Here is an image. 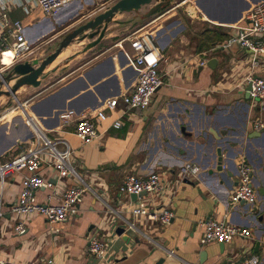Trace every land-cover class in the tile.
<instances>
[{
    "label": "crops",
    "instance_id": "crops-1",
    "mask_svg": "<svg viewBox=\"0 0 264 264\" xmlns=\"http://www.w3.org/2000/svg\"><path fill=\"white\" fill-rule=\"evenodd\" d=\"M116 1L75 0L56 15L45 16L35 0H0L8 21H19L24 27L30 48L13 63L43 59L67 33ZM260 3L264 0H182L150 16L138 30L134 28L137 19L128 17L132 12L117 14L95 46L84 50L92 42L87 39L69 45L45 69L39 87H22L12 100L17 114L11 118L21 114L32 123L19 131L12 127L8 135L0 133V163L23 153L39 131L50 139L67 141L75 150L76 176L59 178L46 156L40 171L43 179L58 191L75 185H85L87 190L77 213L53 226L37 214L15 218L11 208L22 188L23 174L10 173L0 179V259L12 264H244L257 257L264 264V129L255 131L252 125L255 120L264 122V110L247 95L245 83L250 74L264 78V58L253 70L251 57L232 47L214 52L209 59L214 62L199 65L213 47L211 36L222 33L226 40ZM181 9L188 24L202 27L194 39L182 25ZM152 25L156 27L150 35L167 61L161 64L162 84L146 110L122 116L121 107L111 110L106 103L134 86L138 71L129 41ZM11 59L2 55L0 64L6 66L0 67V75L13 64ZM68 113L71 121L63 124L60 116ZM81 117L92 118L99 132L87 145L72 135L73 124ZM117 121L118 127L114 126ZM240 160L253 168L258 199L254 206L240 203L230 208ZM186 163L198 166L200 173L184 175ZM149 173L159 174L165 184L156 200L148 194L119 191L125 176ZM48 195L51 190L40 189L36 201L44 203ZM141 200L152 210L168 207L174 214L171 223L163 226L134 218L129 209ZM58 201L57 196L50 199ZM207 220L246 228L249 237L201 245V223ZM17 221H23L25 234L14 233ZM124 221L135 230L127 241L115 234ZM94 235L105 242L103 258L88 252V239Z\"/></svg>",
    "mask_w": 264,
    "mask_h": 264
},
{
    "label": "built area",
    "instance_id": "built-area-1",
    "mask_svg": "<svg viewBox=\"0 0 264 264\" xmlns=\"http://www.w3.org/2000/svg\"><path fill=\"white\" fill-rule=\"evenodd\" d=\"M75 0H35L36 7L45 16H54L69 3ZM5 7L0 5V62L5 52L13 54L11 63L24 57L30 48L26 41L25 30L19 21L10 23L7 19ZM130 47L134 52L133 65L138 74L132 89L118 98L107 101L106 106L111 110L121 107L122 116L128 112H142L146 110L152 101L154 94L162 84L161 64L167 62L161 56L153 39L148 33H140L130 38ZM237 47L246 52L250 57L251 69H256L259 60L264 58V3L252 7L245 15L243 25L236 28L233 35L222 43L204 53V57L199 60V65L206 66L214 52H222ZM6 65H1L4 67ZM246 86H250L249 97L258 103L261 110H264V78L248 75L245 79ZM72 114L60 116L63 124H68ZM119 121L114 123L118 127ZM72 135L76 137L82 145L94 142L99 137L97 123L90 117H81L74 122ZM255 131L264 129V122L255 120L253 122ZM75 150L67 141L53 140L46 137L39 131L35 132L33 139L28 142L27 149L11 160L0 163V179L3 180L10 173H22V188L15 205L11 208V213L17 217H27L31 214L42 216L49 225H60L66 223L77 213V207L81 203L86 192L85 185H75L66 187L62 191L54 189L51 182L43 179L40 175L41 166L45 163L47 156L53 168L61 179L76 176L72 159ZM237 185L230 195L229 207L244 203L254 206L257 203L258 194L253 186V168L245 160H240L237 164ZM182 173L196 177L200 173V168L191 163H186L182 167ZM40 189L51 190L44 203H38L35 193ZM165 184L157 173H149L146 176L127 175L119 186V191L127 195L138 196L142 193L150 195L154 200L165 191ZM52 196H57L59 201L51 203ZM153 200V201H154ZM134 218L144 219L149 222L167 226L174 218L173 212L168 208L152 210L148 202L139 201L129 209ZM3 218V211L0 209V219ZM203 234L200 240L201 245L209 243L224 244L230 242L235 237L247 238L249 231L246 228L237 227L230 223L216 220H207L201 223ZM134 228V226H131ZM13 231L17 235L26 233L23 221H17L13 226ZM88 252L98 258L106 255L105 242L94 235L88 239ZM0 264H12L0 259ZM244 264H259L257 257H251L244 261Z\"/></svg>",
    "mask_w": 264,
    "mask_h": 264
},
{
    "label": "water",
    "instance_id": "water-1",
    "mask_svg": "<svg viewBox=\"0 0 264 264\" xmlns=\"http://www.w3.org/2000/svg\"><path fill=\"white\" fill-rule=\"evenodd\" d=\"M153 1L155 4L150 8L147 17L157 14L163 7L169 3L168 0H118L109 8H107L103 13L95 16L93 19L87 21L83 25H80L76 29L67 33L63 39L58 43L55 50L44 57L41 60L33 59L31 61H24L19 63H13L6 73L0 75V98L6 97L9 99H16L17 92L24 86L37 88L40 86L41 80L45 78L46 74L44 73L45 69L61 54V52L66 49L69 45L73 43H80L83 40H91V43H88L83 48L84 50L89 49L95 46L104 36L107 26L111 23L112 19L121 13H128L132 11L139 10L142 6L150 5ZM214 62L213 60L209 61V64ZM250 90V86L246 87V93ZM24 115V114H23ZM31 122V121H30ZM29 120L26 121L24 116H16L11 120L10 126L15 128L16 131H19V127L27 126L30 123ZM32 123V122H31ZM27 124V125H26ZM8 126V124H5ZM18 125V126H17ZM28 127V126H27ZM21 138L24 137V134H21ZM19 141V140H17ZM217 155H220V152L217 151ZM218 167L217 171L220 170L221 159H217ZM142 193L140 195H143ZM138 195V196H140ZM135 197V196H134ZM129 230L126 231V229ZM129 227V223L123 222L122 225L115 228V234L117 236H122L124 241L129 240L133 237L134 231ZM126 232V233H125ZM125 233V235H123ZM125 236V237H124ZM222 245V244H220Z\"/></svg>",
    "mask_w": 264,
    "mask_h": 264
},
{
    "label": "rangeland",
    "instance_id": "rangeland-1",
    "mask_svg": "<svg viewBox=\"0 0 264 264\" xmlns=\"http://www.w3.org/2000/svg\"><path fill=\"white\" fill-rule=\"evenodd\" d=\"M168 1H169V3L166 4L163 7V9H162L161 12H164V11L168 10L169 8H171V6L174 3L179 2V1H182V0H168ZM154 4H155V1H153L150 5L142 6L137 11H132V13L129 14L128 17H130V19H137L135 21V25H134L135 30L136 29L137 30L138 29H141L147 23V21L150 20L149 18L155 16V15H153L151 17H147L146 16L147 9L153 7ZM89 10H91V9H89ZM181 11H182V9L178 11V14L183 18L182 19L183 20V24L182 25H184V27H187V28H185L186 29L185 30L186 31V34L188 36H193V39H194L195 38L194 35L198 31H201L202 27L198 26V24H191V23L188 24V20H185V17L183 16V14H182ZM165 23L168 26L169 23H170V21L165 22ZM154 27H156V26H154V25L149 26V27H147V28H145L143 30H140L137 34H139V33H148V34H150L155 29ZM181 30H182V26H180V28L178 29V31L180 32ZM1 98L2 99L0 100V133H6V135H8L11 132V126H10V123H11V120H12L11 117H13V115L15 116L17 113L15 114V112L13 111V102H14V101L12 102L13 99H9V98H6V97H4V98L1 97ZM18 114H20V113H18ZM4 115H7L6 118L1 119L2 116H4ZM7 120H9V122H6ZM5 124H8V126H6Z\"/></svg>",
    "mask_w": 264,
    "mask_h": 264
},
{
    "label": "trees",
    "instance_id": "trees-1",
    "mask_svg": "<svg viewBox=\"0 0 264 264\" xmlns=\"http://www.w3.org/2000/svg\"><path fill=\"white\" fill-rule=\"evenodd\" d=\"M224 37H225V35L222 33H216L215 38L213 36H211V39H209L210 46L214 47V46H217L218 44L222 43ZM212 48H210V49H212ZM209 50L207 49V51H209Z\"/></svg>",
    "mask_w": 264,
    "mask_h": 264
},
{
    "label": "bare ground",
    "instance_id": "bare-ground-1",
    "mask_svg": "<svg viewBox=\"0 0 264 264\" xmlns=\"http://www.w3.org/2000/svg\"><path fill=\"white\" fill-rule=\"evenodd\" d=\"M3 55H11L13 57V54L10 52H5Z\"/></svg>",
    "mask_w": 264,
    "mask_h": 264
}]
</instances>
